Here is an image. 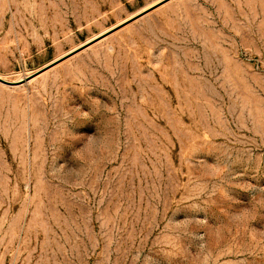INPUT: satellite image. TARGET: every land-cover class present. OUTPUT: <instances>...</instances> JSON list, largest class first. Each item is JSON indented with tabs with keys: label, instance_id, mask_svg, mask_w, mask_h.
Wrapping results in <instances>:
<instances>
[{
	"label": "rangeland",
	"instance_id": "obj_1",
	"mask_svg": "<svg viewBox=\"0 0 264 264\" xmlns=\"http://www.w3.org/2000/svg\"><path fill=\"white\" fill-rule=\"evenodd\" d=\"M164 1L0 0V264H264V0Z\"/></svg>",
	"mask_w": 264,
	"mask_h": 264
},
{
	"label": "water",
	"instance_id": "obj_2",
	"mask_svg": "<svg viewBox=\"0 0 264 264\" xmlns=\"http://www.w3.org/2000/svg\"><path fill=\"white\" fill-rule=\"evenodd\" d=\"M167 1H169V0H166V1H164L163 3L167 2ZM140 16H141V15H140ZM138 17H139V16H138ZM115 30H116V29H113L111 32H113V31H115ZM111 32H110V33H111ZM110 33H108V34H110ZM106 35H107V34H106ZM106 35H104V36H106ZM104 36L98 38L97 40H100V39L103 38ZM97 40H94V41H91V42L85 44L84 46L80 47V49H77L76 51H74V53L70 54L69 56H71V55H73V54L79 52L80 50H82V49H84V48L90 46L91 44H93V43L96 42ZM65 58H66V57H65ZM65 58H64V59H65ZM62 60H63V59H60V60H58V61H55V62L51 63L50 65H47L46 67H44V68L40 69L39 71L33 73L32 75L28 76V77H27V80L29 81V80L33 79L34 77L40 75L41 73H43V72H45L46 70L50 69L51 67L55 66L56 64H58V63L61 62ZM0 82H2V83H4V84H7V85H13V84H14V82H11V81H8V80H5V79H3V78H1V77H0Z\"/></svg>",
	"mask_w": 264,
	"mask_h": 264
}]
</instances>
